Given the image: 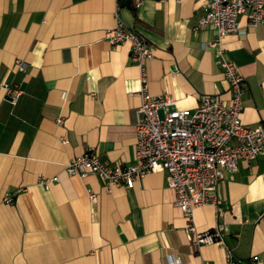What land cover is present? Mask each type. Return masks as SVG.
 I'll list each match as a JSON object with an SVG mask.
<instances>
[{
  "label": "crops",
  "instance_id": "0c3cea01",
  "mask_svg": "<svg viewBox=\"0 0 264 264\" xmlns=\"http://www.w3.org/2000/svg\"><path fill=\"white\" fill-rule=\"evenodd\" d=\"M115 13L152 46L150 93L190 109L205 93L229 98L214 48L204 45L215 29L195 28L204 0H0V264H171L168 254L184 264H229L226 247L235 259L264 264V152L226 174L220 214L212 204L192 211L196 229L218 224L226 246L193 243L162 168L109 190L94 173L64 170L86 150L135 162L140 70L128 44L106 40ZM238 19L243 34L221 44L244 76L242 121L264 124V24ZM15 58L25 71H14ZM4 82L22 89L14 104ZM55 176L47 186L38 181Z\"/></svg>",
  "mask_w": 264,
  "mask_h": 264
},
{
  "label": "built area",
  "instance_id": "2783aa9c",
  "mask_svg": "<svg viewBox=\"0 0 264 264\" xmlns=\"http://www.w3.org/2000/svg\"><path fill=\"white\" fill-rule=\"evenodd\" d=\"M143 0H132L135 7ZM245 14L249 25L264 24V0H204V13L195 28L207 25L215 29V37L205 46L214 48L216 61L222 67L228 82L229 98L217 94H202L195 108H179L176 99L167 94H152L147 89L146 61L153 56L152 46L146 38L128 26L115 13V24L105 30L106 40L112 44H128L129 57L140 70V104L135 114L134 163H110L98 153L86 150L71 157L64 166L68 174L83 176L96 174L109 190L111 186L134 182L147 172L162 168L167 173L168 185L173 189L175 204L188 220L187 228L193 232V243H219L226 246L218 224L198 231L192 222L195 207L212 204L218 214L222 212L219 188L227 173L237 169L239 160L249 161L264 152V124L247 125L241 119L244 76L238 66L226 56L221 40L228 34H243L238 16ZM27 62L15 58L14 71L26 70ZM5 99L14 104L22 89L15 82H4ZM61 121V119H58ZM67 142L66 139L62 140ZM56 179L40 177L47 186ZM90 199L94 194H89ZM14 194L5 200L12 202ZM229 264H249L235 259L226 247ZM171 264H184L178 257L168 254ZM204 264V263H202Z\"/></svg>",
  "mask_w": 264,
  "mask_h": 264
}]
</instances>
